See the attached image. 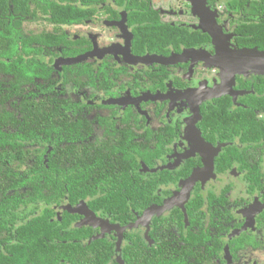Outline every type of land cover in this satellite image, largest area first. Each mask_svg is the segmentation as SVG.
Segmentation results:
<instances>
[{
	"label": "flooded vegetation",
	"instance_id": "obj_1",
	"mask_svg": "<svg viewBox=\"0 0 264 264\" xmlns=\"http://www.w3.org/2000/svg\"><path fill=\"white\" fill-rule=\"evenodd\" d=\"M84 7L86 18L60 29L68 44L34 46L44 49L38 61L52 68L54 82H47L75 124L73 135L62 131L58 141L99 143L114 164L125 159L116 170L121 183L130 174L124 199L135 220L123 224L107 210L96 212L90 198L72 205L68 196L54 204L58 216L78 214L73 224L92 227V239L114 240L113 226L128 228L167 206L150 223L151 240L143 224L124 232H139L155 250L165 243L172 260L182 258L179 246L204 253L212 246L218 253L211 264H264V71L233 75L228 65L245 49L264 53V0H90ZM14 78L0 72L3 84ZM46 84L36 77L33 94L44 96ZM40 139L24 145L40 148ZM46 145L21 173L56 148ZM93 159L82 165L92 171ZM78 207L86 213H74Z\"/></svg>",
	"mask_w": 264,
	"mask_h": 264
},
{
	"label": "trees",
	"instance_id": "obj_2",
	"mask_svg": "<svg viewBox=\"0 0 264 264\" xmlns=\"http://www.w3.org/2000/svg\"><path fill=\"white\" fill-rule=\"evenodd\" d=\"M87 3L90 0H0V72L16 78L10 86L0 80V264H120L119 258L125 264H211L217 247H206L204 253L201 248L179 246L182 258L172 260L165 243L155 250L142 234L127 228L131 230L123 234L125 245L118 250L115 240L119 232L114 240L92 239V227L73 224L80 215L66 211L59 217L54 209L59 197L68 196L72 205L90 198L88 205L96 212L107 210L123 224L135 220L124 199L129 192H124L123 185L130 174L127 172L121 183L116 170L125 159L114 164L99 143L89 148L88 143L77 144L74 138L63 147L62 140L58 141L62 131L70 138L75 124L62 111L65 102L60 105L55 84L47 82H54L52 68L38 61L44 49L34 46L65 44L62 25L86 18ZM38 76L50 86L42 97L33 94L30 85ZM8 125L16 130L3 131ZM32 139H40L33 141L41 147L24 145ZM46 144L56 145L55 150L47 158L46 152L42 154L29 171L21 173L32 154L43 151V146L49 148ZM89 158H94L92 171L90 165H82ZM108 181L112 189L105 188ZM29 207L32 210L27 213ZM155 220L158 225L152 227L158 231L161 224ZM164 227L162 223L161 229Z\"/></svg>",
	"mask_w": 264,
	"mask_h": 264
},
{
	"label": "water",
	"instance_id": "obj_3",
	"mask_svg": "<svg viewBox=\"0 0 264 264\" xmlns=\"http://www.w3.org/2000/svg\"><path fill=\"white\" fill-rule=\"evenodd\" d=\"M202 28H203L204 32H208L214 38H216V35L213 32H211L210 29H207L205 27H202ZM223 51H225V50L218 48V55H220V56L223 55ZM239 54L242 55V57L239 59V60H242V61H239V60L237 61L236 60V62H234L230 58V60L233 63L232 62H228V65L232 66L233 69H234L233 75L235 73L246 71V69H248V68L255 69V67L259 68L260 71H264V63L263 62H261V63L255 62V60H256L255 57L263 59L264 58V53H259L257 50H253L252 51V50H249V49H245V50L239 52ZM227 59H228V57H227ZM168 204H169V202H168ZM78 208L74 209L73 212L86 213V212L82 211L81 208H79V209ZM84 208L86 209V207H84ZM156 208H158V207H156ZM167 208H168L167 206H164V207H161V209H159V210L149 209L148 211L144 212L143 216L141 217V219H145V221L142 222L141 220H138L134 225H129L128 228L129 227L130 228L131 227L132 228L133 227H139L140 224H143V225L147 226V231L145 232V237L148 240H151L150 239V234H149L150 223H151L152 219L154 218V216H159V215L163 214ZM88 211H89V209H88ZM89 213L92 215L91 217L93 219L100 220V218H98L96 216L95 212L89 211ZM91 217H87L86 216V218H88V219H84V222L88 224V222L90 221L89 218L92 219ZM102 225H104V224H102ZM113 227L120 233V235H119V243H118V250H120L122 236H123V233H124L125 229H127V227H125V228L124 227H119V225L118 226H113ZM98 237H100V236H98ZM119 262H120V264H125V262L123 261L122 258H119Z\"/></svg>",
	"mask_w": 264,
	"mask_h": 264
},
{
	"label": "bare ground",
	"instance_id": "obj_4",
	"mask_svg": "<svg viewBox=\"0 0 264 264\" xmlns=\"http://www.w3.org/2000/svg\"><path fill=\"white\" fill-rule=\"evenodd\" d=\"M230 59V58H229Z\"/></svg>",
	"mask_w": 264,
	"mask_h": 264
}]
</instances>
